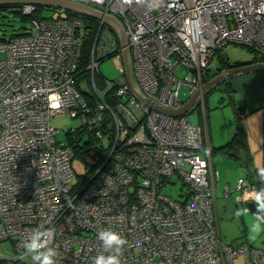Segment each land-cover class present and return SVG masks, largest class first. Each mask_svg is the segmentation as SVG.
Instances as JSON below:
<instances>
[{"label":"built area","instance_id":"built-area-1","mask_svg":"<svg viewBox=\"0 0 264 264\" xmlns=\"http://www.w3.org/2000/svg\"><path fill=\"white\" fill-rule=\"evenodd\" d=\"M74 1L119 18L139 88L168 109L182 106L183 82L190 96L202 89L216 60L229 59L232 43L252 48L264 63V0ZM84 16L33 19L27 34L0 43V241L12 244L0 257L32 264L24 241L39 228L51 232L56 264H94L100 254L119 255L121 264H236L239 256L240 264H264V247L221 238L218 170L205 126L133 95L123 47L103 18H94L91 89L78 80L91 31ZM113 57L121 74L109 79L99 67ZM182 64L185 81L175 74ZM64 112L81 117L92 144L106 150L101 160L93 148L81 157L89 174H76V150L52 126ZM175 175L184 187L179 199L162 191ZM236 190L246 204L259 189L242 177ZM232 191L226 187L225 195ZM106 228L124 238L119 252L98 239Z\"/></svg>","mask_w":264,"mask_h":264},{"label":"rangeland","instance_id":"rangeland-1","mask_svg":"<svg viewBox=\"0 0 264 264\" xmlns=\"http://www.w3.org/2000/svg\"><path fill=\"white\" fill-rule=\"evenodd\" d=\"M14 9L16 8L0 7V43L6 41L5 39H8L14 33H21L31 28V22L22 19ZM56 9L57 10L47 9L44 13L46 16H53L60 10L59 8ZM227 51L229 60L232 63L250 62L254 59L255 55L248 47L241 44L232 43L228 46ZM3 56L4 54L0 52V58ZM118 63V60L114 57L103 60L99 67L102 75L109 79L118 78L121 74ZM216 63H219L218 60H216ZM216 66L217 64H215L209 72L212 73L211 77L216 73ZM175 74L184 81L188 80L189 69L182 64L176 69ZM84 82L86 87L91 89L88 82L86 80ZM226 85L227 84L223 82L213 88L207 94L205 101L201 100L192 108L188 113V117L193 123L205 126V115L208 120L210 147L213 149L212 163L218 170L214 185L217 196L218 222L221 238L226 243L232 244L233 246L246 243L249 246L263 248L264 218L254 213L247 204L239 201L237 198L240 193L236 190L237 181L241 176L246 175V167L243 165H245L249 159H247L245 163H241L238 157L235 156L236 154H240V150L243 151L242 145L238 144L240 140L237 138L242 136V133L236 137V141L234 138L235 135H237L238 121L242 118L243 125L248 135L252 138L251 143H259L261 140V131L256 125L259 121L256 119V115L249 114L244 117L238 116L236 112L237 108L235 107L243 105L244 92L241 87H239L238 90L232 93L227 90ZM231 94L234 95V101L231 99ZM180 96L181 99L185 101L190 97L189 86L185 82H183L180 88ZM51 123L54 128L60 129L57 135L58 139L67 140L69 138L68 131L81 127L82 119L81 117H74L70 113L64 112L53 116ZM87 139L88 136H85L84 139L81 140L82 144L87 141ZM230 141H232V144H229ZM252 145L254 144L252 143ZM220 146H223V148H219ZM73 167L77 175L91 173L86 161L79 156L74 158ZM77 179L76 177L73 182H76ZM226 187L233 190L230 196L225 195ZM183 188L181 179L175 175L170 179L169 183L162 187V191L171 195L173 198L179 199ZM11 247L12 244L9 240L0 241V253H9ZM242 258V256H239L235 263L240 264ZM10 264L21 263L10 261Z\"/></svg>","mask_w":264,"mask_h":264},{"label":"water","instance_id":"water-1","mask_svg":"<svg viewBox=\"0 0 264 264\" xmlns=\"http://www.w3.org/2000/svg\"><path fill=\"white\" fill-rule=\"evenodd\" d=\"M42 5L47 7L59 8L62 10H70L75 11L77 13L83 14L85 16H89L96 19H105V21L112 27L114 32L116 33L121 46L123 47L122 51V62L125 67V74L130 85L131 91L133 95L139 99L142 103L150 105L152 108L156 110L170 114L173 116H183L188 115V113L192 110V108L200 102L202 97H206L207 94L219 84L228 81L229 79L246 73L251 72H264V63L263 62H251L244 65L233 66L228 69H225L213 76L206 82H204L202 89L196 91L193 95L189 97L188 100H184L183 104L178 109H168L162 107L158 104H154L150 101L141 91L139 85L135 79L133 72V64H132V55L129 47L128 36L125 32V28L119 18L116 15H105L100 10L74 0H0V5ZM249 208L256 213L257 215L264 218V209L258 208L256 201H249L246 203Z\"/></svg>","mask_w":264,"mask_h":264},{"label":"trees","instance_id":"trees-1","mask_svg":"<svg viewBox=\"0 0 264 264\" xmlns=\"http://www.w3.org/2000/svg\"><path fill=\"white\" fill-rule=\"evenodd\" d=\"M0 7H2V8L15 7L16 9H14V11L17 14H19L22 19L28 20L30 22L33 19H41V18H49V17L73 18V17L78 15V13L75 12V11H70V10H62L61 11V9H60L58 11H61V13H56L53 16H46L45 13H44L45 10H47V9H55V10H57V9L53 8V7L42 6V5H36L34 10L31 13H29V14L23 13V11H22L23 10V5H17V6L16 5H0ZM84 18H86L87 20H90V25L89 26L91 28V31H90L89 36L86 39V42H85L84 51H83V59H82L81 67H80V70H79L80 73H79L78 80L79 79H82V80L85 79L88 82L90 73L86 69V67H87V63H88L90 55H91V48H92V45H93L95 34L97 32V29H98L97 28L98 25H97V20L96 19H94L92 17H89V16H84ZM29 29L25 30V31H23L21 33H14L8 39H5V40H10L13 37L27 34L29 32ZM249 50L254 52V50L252 48H249ZM254 54H255V52H254ZM217 60H218L219 63H216L217 64V66L215 67L216 68V73L214 75H212V77L215 76L218 72H221L224 69H228V68L233 67V66L244 65V64L251 63V62H259L260 58H258L257 55L255 54L254 55V59L252 61H250V62H234V63H232L229 59L227 60V59H224L222 57H219ZM211 74L212 73H207V77L208 76L209 77L208 78L206 77L205 79L208 80L209 78H211ZM226 84H227L226 85L227 90L230 91L229 83H226ZM83 92L85 94L87 93L86 91H83ZM235 108H237L236 112H237L238 116L241 117L240 116V114H241L240 112L243 110L244 106L242 105V106L235 107ZM206 122H208V120H207L206 115H205V123ZM68 135H69V138L67 140H69V142L74 146V148L76 150V156L83 157L85 153L89 152L93 148V149L96 150L94 152V154H93V157L95 159L101 160V159H103L105 157V155H106L105 151L106 150L102 146L92 144V139H93L92 135H91V133L86 131V128L83 126V124L81 125V127L75 128L74 130L70 129L68 131ZM85 136H88V139H87V141H85L82 144L81 140L84 139ZM209 144H210V136H209ZM92 145H94V146H92ZM219 148L222 149L223 146L219 147ZM212 150L213 149L210 147L211 155H212V152H213ZM250 163H251L250 160L246 163V166L248 168L247 174H246V178L250 182L255 183L257 185L258 189L264 188V179H262V177L258 178L256 181H254L253 173L251 172V168L249 167ZM10 261L11 262L12 261L13 262H20L21 264H27V263H24V262H21V261H18V260H13V259L0 257V263L2 262L4 264H7Z\"/></svg>","mask_w":264,"mask_h":264},{"label":"crops","instance_id":"crops-1","mask_svg":"<svg viewBox=\"0 0 264 264\" xmlns=\"http://www.w3.org/2000/svg\"><path fill=\"white\" fill-rule=\"evenodd\" d=\"M228 83L230 86V91L232 93L238 90L239 87H241L244 92V108L240 112V116L244 117L245 115L247 116L249 114L256 115V119L259 121V123H256V125L261 131V140L259 141V143L252 142L254 144L252 145V138L248 135V132L243 125L242 118H240V120L238 121L237 135H235L234 137L235 141L237 140V138L240 140L238 144H241L243 148V151L239 149L240 154H236L235 156L238 157L241 163H245L247 159L250 160L251 163L249 167L251 168V172L253 173V179L254 181H256L258 178L261 177V170L264 169V72H251L241 74L229 79ZM231 95V99L234 101V95ZM205 98L204 101L206 100ZM205 130L209 137L210 134L208 122H206ZM241 133L242 136L237 137ZM229 144H232V141H230ZM243 166L246 167L247 171L248 168L246 166V163ZM242 177H246V175L241 176L240 178ZM0 264L4 263L1 262ZM7 264H10V262Z\"/></svg>","mask_w":264,"mask_h":264},{"label":"clouds","instance_id":"clouds-1","mask_svg":"<svg viewBox=\"0 0 264 264\" xmlns=\"http://www.w3.org/2000/svg\"><path fill=\"white\" fill-rule=\"evenodd\" d=\"M261 177L264 179V169L261 170ZM254 199L258 208L264 209V188L255 193ZM50 235V230L42 231L38 228L33 230L30 237L24 241L26 252L31 254L32 264H56L57 249L48 246L47 238ZM97 237L103 242L106 250L115 247L119 252L120 247L125 243L124 238L110 228L102 229L97 233ZM94 264H121V259L115 254H100L94 258Z\"/></svg>","mask_w":264,"mask_h":264},{"label":"flooded vegetation","instance_id":"flooded-vegetation-1","mask_svg":"<svg viewBox=\"0 0 264 264\" xmlns=\"http://www.w3.org/2000/svg\"><path fill=\"white\" fill-rule=\"evenodd\" d=\"M218 73H220V72H218ZM218 73H217V74H218ZM217 74H216V75H217ZM211 78H212V77H211ZM209 79H210V78H209ZM209 79H208V80H209ZM228 82H229V80H228V81H226V82H224V83H228Z\"/></svg>","mask_w":264,"mask_h":264}]
</instances>
